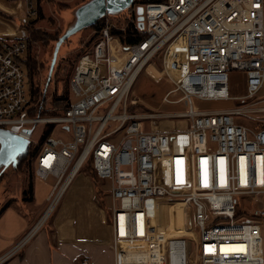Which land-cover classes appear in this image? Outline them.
<instances>
[{
  "label": "built area",
  "instance_id": "2783aa9c",
  "mask_svg": "<svg viewBox=\"0 0 264 264\" xmlns=\"http://www.w3.org/2000/svg\"><path fill=\"white\" fill-rule=\"evenodd\" d=\"M35 3L0 0V15H13L2 8L13 4L34 19ZM125 11L122 24L104 18L69 81L74 101L51 118L28 116L26 37L0 32V129L28 143L38 125L67 136L50 135L35 158V178L55 179L50 207L88 164L108 181L113 264H264L251 246L263 229L264 127L238 123L264 98L223 112L193 110V100L253 102L264 90V0H135ZM113 32L140 38L124 44ZM148 69L172 84L163 102L183 106V130L147 131L128 113L127 98ZM239 71L245 92L237 99L228 79ZM238 199L255 205L251 217L237 212ZM174 205L182 206L181 235L155 223Z\"/></svg>",
  "mask_w": 264,
  "mask_h": 264
},
{
  "label": "rangeland",
  "instance_id": "374dc122",
  "mask_svg": "<svg viewBox=\"0 0 264 264\" xmlns=\"http://www.w3.org/2000/svg\"><path fill=\"white\" fill-rule=\"evenodd\" d=\"M38 1L35 3L37 16L31 20H25L24 6L19 9L15 8L13 4H5V7L2 6V8L14 12V14L5 13L0 15L5 25L0 26V32L10 31L12 33L14 31L16 36H23L28 40L30 47L27 58L29 59V66L35 68L36 73L35 77H33L32 84L39 88L35 97L37 103L40 101L42 95L45 96L48 106L51 102H54L52 100L62 96L63 98L68 97V101L72 102L74 98L70 93L68 84L80 56L88 53L92 49L96 38V30L95 28L88 27L79 31L77 34L64 40L56 52L57 44L55 43L74 24V13L80 7L92 2V0ZM128 16V12L125 10L121 14L107 15L108 20L116 25L122 24L125 17ZM135 27L141 32L145 30L143 22L136 21ZM54 53L56 59L55 64L52 66L51 63L54 60ZM228 82L230 96L238 99L244 95L245 81L242 72H230ZM172 88V84L163 77H159L156 71L151 72L149 69L148 71H143L135 81L127 98L128 113L143 120L144 127L147 131L169 132L183 130L189 124L188 119L183 116V106L181 104H165L163 102V96ZM258 95L259 97L253 102H206L197 99L193 100V110L204 113L223 112L234 107H239L242 104L248 105L258 102L264 98V90ZM171 98L173 100L179 99L177 95ZM107 108L108 105L105 109ZM104 110L101 111V114H103ZM246 110V115L241 116L238 120L239 124L250 128L256 127L257 124H264V104H258ZM56 111L57 113L60 112L59 109ZM57 113L55 112L54 114ZM110 126L113 125L110 124ZM49 128L50 126L45 125L33 127L32 141L30 142L31 145L27 154L23 158L17 159L14 167L12 165L8 167L0 166V207L6 201L11 200V198H20L22 190L28 191L27 187L29 182L35 179V175H33L35 160H31L30 155L34 151L38 152L45 147L44 144H40V139L42 134ZM111 129L112 127L109 130ZM50 135L55 138L60 136L67 137L60 131L58 126L54 125H52ZM90 169L86 165L70 182L67 189L56 202L53 212L41 224L40 228L43 226V229L49 230L52 223H54L55 217L62 214V218L66 221H72L79 229L85 231L89 228L88 225L94 223V217L90 213L91 207L95 208V206H100L105 210L108 209V181H99L95 177H92L91 173H89ZM54 181L55 179L49 178L46 181L40 180L39 182L48 189H51ZM26 197H28V194H26ZM45 204V207L39 211L40 219L37 224L40 223L42 216L50 207L51 200ZM254 208V204L243 206L242 200L238 199L237 212L241 213L242 216L251 217L255 212ZM168 210L163 208L165 220L162 225L163 228L169 229L173 235L184 234L182 228V206L179 208V205H174L171 210ZM189 217H191V214ZM261 224L263 226L262 232L260 233L261 238L257 242H252L251 246L254 253L259 254L261 252L264 255V219H262ZM162 226L158 228H162ZM190 229L193 231V228ZM191 231L189 232V236L192 237L193 232Z\"/></svg>",
  "mask_w": 264,
  "mask_h": 264
},
{
  "label": "crops",
  "instance_id": "0c3cea01",
  "mask_svg": "<svg viewBox=\"0 0 264 264\" xmlns=\"http://www.w3.org/2000/svg\"><path fill=\"white\" fill-rule=\"evenodd\" d=\"M29 183L31 192L22 190L20 198H11L0 207L10 205L0 215V258L5 257L0 264H113L109 196L107 210L91 207L94 223L85 231L62 214L45 230L36 226L52 187L48 189L36 178ZM158 215L156 223L159 221L157 226L161 227L165 222L163 209Z\"/></svg>",
  "mask_w": 264,
  "mask_h": 264
},
{
  "label": "water",
  "instance_id": "95a60500",
  "mask_svg": "<svg viewBox=\"0 0 264 264\" xmlns=\"http://www.w3.org/2000/svg\"><path fill=\"white\" fill-rule=\"evenodd\" d=\"M135 0H92V2L80 7L75 14L74 24L68 28L66 33L60 37L55 44V52L63 44L64 40L72 35L77 34L79 31L93 26L95 22L107 15L121 14L122 11L127 10L132 6ZM139 22H142L141 8L137 9ZM55 53L53 54L54 60L51 65L55 64ZM51 66V67H52ZM66 130V128H65ZM30 133L29 131H27ZM28 141L11 134L10 132L0 129V166L13 167L17 163V159L23 158L28 151Z\"/></svg>",
  "mask_w": 264,
  "mask_h": 264
},
{
  "label": "trees",
  "instance_id": "16d2710c",
  "mask_svg": "<svg viewBox=\"0 0 264 264\" xmlns=\"http://www.w3.org/2000/svg\"><path fill=\"white\" fill-rule=\"evenodd\" d=\"M36 1H38V0H36ZM150 1H160V0H147V2H150ZM104 18H101L100 20L95 22L93 24V26H91V28H95V30H96V37H97L98 31H100L102 29L101 27L103 26ZM112 34L118 36L120 42H122L124 44L135 42V41H137V39L140 38L139 35H137V37H130L129 36L130 34L128 32H126V33L125 32H122V33H114L113 32ZM26 43L28 44V40L26 41ZM29 47H30V45L28 44V51H27V54L25 56L26 60L24 61L26 71L28 74V88H29V96H30L29 102L31 105V109L28 111V116H30V117H41V118H51L54 115H58V114L63 113L64 111H66V109L70 105V102L68 101L69 100L68 97L63 98V96H62V97L55 98L54 100H52L54 102H51L48 106V104L46 102V98L44 95L41 96V99H40V101H38V103L36 102L35 97L37 95V91L39 88L32 84L33 77H35L36 73H35V68H31V66H29V59L27 58L28 53H29ZM35 103H37V104L35 105ZM57 109H59V111H60L59 113H57V111H56ZM55 112L57 114H54ZM257 126L264 127V124H262V125L257 124ZM51 128H52V126H50V128L45 133L42 134V137L40 139L41 145L44 144L46 139L50 136ZM30 145H31V143L28 144L29 147H30ZM29 147H28V149H29ZM39 151L38 152L34 151L33 153H31V155H30L31 160H35ZM87 168L90 169L89 164L87 165ZM89 173H91L92 177H95V175L91 169L89 170ZM31 188H32V185H31V183H29L28 192H31ZM9 206H10L9 203L4 204V206L0 209V215L3 212H5L6 209L9 208Z\"/></svg>",
  "mask_w": 264,
  "mask_h": 264
},
{
  "label": "bare ground",
  "instance_id": "6f19581e",
  "mask_svg": "<svg viewBox=\"0 0 264 264\" xmlns=\"http://www.w3.org/2000/svg\"><path fill=\"white\" fill-rule=\"evenodd\" d=\"M53 209H54V206H51L47 209V211L42 216V219H41L40 223L36 226V228H39L41 226V224L50 216V214L53 212ZM193 235H194V233H193Z\"/></svg>",
  "mask_w": 264,
  "mask_h": 264
}]
</instances>
